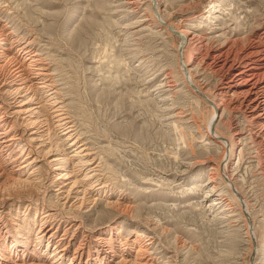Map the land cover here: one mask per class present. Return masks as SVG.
I'll return each mask as SVG.
<instances>
[{
  "label": "rangeland",
  "instance_id": "1",
  "mask_svg": "<svg viewBox=\"0 0 264 264\" xmlns=\"http://www.w3.org/2000/svg\"><path fill=\"white\" fill-rule=\"evenodd\" d=\"M158 2L173 27L205 44L200 55L184 52L182 60L195 61V82L210 95L224 94L220 131L227 132L230 118L244 131V94L227 88L226 70L207 63L213 53L228 51V41L236 49L237 40L262 32L264 0ZM136 6L126 0H0L2 25L22 43L33 40L32 49L49 63L76 136L97 154L109 200L133 208V217L118 218L102 200L89 212H60L54 224L77 227L81 238L107 234L117 222L125 239L140 235L151 243L154 264H250L246 221L221 176L224 203L205 200L216 172L212 160L224 151L208 136L213 106L198 102L184 81L180 37L159 22L150 0ZM230 159L263 245L264 175L248 135ZM184 163L193 169L184 170ZM47 185L48 206L55 207V186ZM257 264H264L263 253Z\"/></svg>",
  "mask_w": 264,
  "mask_h": 264
},
{
  "label": "bare ground",
  "instance_id": "2",
  "mask_svg": "<svg viewBox=\"0 0 264 264\" xmlns=\"http://www.w3.org/2000/svg\"><path fill=\"white\" fill-rule=\"evenodd\" d=\"M126 1L135 6L138 2ZM150 2L156 8L159 22L180 37L178 56L186 85L198 102L205 99L213 106L208 136L220 142L224 151L220 160H212V170L216 172L206 184L209 196L205 200L224 203L223 195L218 193L221 176L224 188L239 203L246 221L252 244L250 264H257V258L264 254V244L249 212V201L230 171V157L239 148L241 138L248 135L264 175V29L255 37L237 40L240 46L236 49L230 40L227 52L210 54L207 65L226 70L227 88L244 94L239 108L247 127L241 131L230 118L224 124L227 132L223 133L219 124L226 109L224 94L210 95L195 82L192 74L195 61L182 60L184 52L194 56L205 44L188 31L173 27L163 17L158 0ZM20 41L0 22V264H154L151 243L140 235L125 239L117 222L109 226L107 234L94 236L84 232L81 238L77 227L70 225L60 230L59 224H54L60 212H89L102 200H107L105 207L116 212L118 218L133 217V208L109 200L106 186L99 178L97 154L76 136L65 99L51 80L49 63L32 49L33 40ZM183 167L186 171L193 169L186 163ZM48 183L55 186L57 197L55 207L51 208L46 199Z\"/></svg>",
  "mask_w": 264,
  "mask_h": 264
}]
</instances>
